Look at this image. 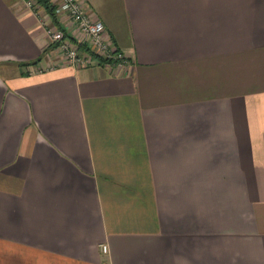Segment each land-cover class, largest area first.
Listing matches in <instances>:
<instances>
[{
    "label": "crops",
    "instance_id": "obj_1",
    "mask_svg": "<svg viewBox=\"0 0 264 264\" xmlns=\"http://www.w3.org/2000/svg\"><path fill=\"white\" fill-rule=\"evenodd\" d=\"M80 1L129 66L0 0V264H264V0Z\"/></svg>",
    "mask_w": 264,
    "mask_h": 264
},
{
    "label": "built area",
    "instance_id": "obj_2",
    "mask_svg": "<svg viewBox=\"0 0 264 264\" xmlns=\"http://www.w3.org/2000/svg\"><path fill=\"white\" fill-rule=\"evenodd\" d=\"M49 1L55 7L57 18L61 16L68 17L75 26L76 33L84 39L83 43L87 42L86 45L89 51L86 52L79 49L80 44L73 42L74 40L68 37L62 29H58L52 23L46 29L50 45L54 47V50L60 52L69 66L73 68L91 66L97 62L94 56L112 61L111 65L113 66L124 67L130 65L129 60L113 46L112 41L105 35L104 24L89 16L80 0ZM21 2L25 8L32 11L37 17H41V20L47 16L35 0H21ZM48 19H50L49 16L43 20L44 23ZM101 248L103 252L106 251V246Z\"/></svg>",
    "mask_w": 264,
    "mask_h": 264
},
{
    "label": "trees",
    "instance_id": "obj_3",
    "mask_svg": "<svg viewBox=\"0 0 264 264\" xmlns=\"http://www.w3.org/2000/svg\"><path fill=\"white\" fill-rule=\"evenodd\" d=\"M35 2L40 8H42L45 14L50 17L52 24L56 26L58 29H60L58 18L55 13V7L50 3V1L49 0H35ZM78 47L79 49L83 51H86V52L89 51L85 44H80ZM94 59H96L98 64H112V61L108 59H102L97 56H94ZM37 62H39V60H37L35 63Z\"/></svg>",
    "mask_w": 264,
    "mask_h": 264
},
{
    "label": "rangeland",
    "instance_id": "obj_4",
    "mask_svg": "<svg viewBox=\"0 0 264 264\" xmlns=\"http://www.w3.org/2000/svg\"><path fill=\"white\" fill-rule=\"evenodd\" d=\"M53 47V46H52ZM54 48V47H53ZM236 71V70H235Z\"/></svg>",
    "mask_w": 264,
    "mask_h": 264
}]
</instances>
